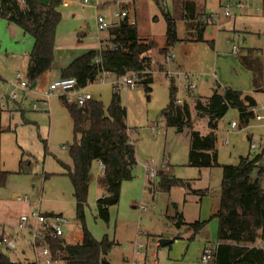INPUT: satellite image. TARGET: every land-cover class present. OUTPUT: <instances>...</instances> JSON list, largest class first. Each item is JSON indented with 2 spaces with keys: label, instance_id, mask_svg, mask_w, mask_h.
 <instances>
[{
  "label": "rangeland",
  "instance_id": "374dc122",
  "mask_svg": "<svg viewBox=\"0 0 264 264\" xmlns=\"http://www.w3.org/2000/svg\"><path fill=\"white\" fill-rule=\"evenodd\" d=\"M106 1L111 2V7L106 11L109 12V17L116 7L112 5L113 0ZM228 1L232 2V16L248 14L264 18L262 0H244L245 6H238V0H223L224 3ZM220 3V0L137 2L134 10L140 38L157 42V48L149 52L153 69H165L168 58L167 54L160 52V48L165 45L167 32L163 9L175 18L179 38L189 36L194 31L196 33V28H188L189 21L191 23L194 20V24L199 20L205 21L207 15L203 13L207 12L212 14L211 21L214 22L207 25L205 37L207 40H214L221 53L235 56L232 54L233 45L239 50L247 45L264 47V34L228 33L220 29L219 18H222V22L226 18L221 13L224 6L220 7ZM185 5L195 19L183 18L187 10L184 9ZM75 12V8L62 10V20L56 32L53 68L38 79L34 88L29 85L23 90L16 86L17 74L23 80L26 79L25 51L32 49L33 38L22 35L19 42L8 45L7 50L5 39L1 44L0 74L3 79L0 78V177L5 182L0 184V236H11L16 248L9 250L0 245V251L5 252L12 260L36 259L31 233L16 228L19 218L31 215L34 210H40L51 218H65L67 222L61 224L62 238L67 243H78L83 237L76 215L74 187L66 166L72 165L69 149L75 141L73 121L61 93L54 92L46 105L41 103L50 84L60 78L61 70L85 51L96 48L100 39L109 35L108 31H97L92 27L83 30L85 35L79 36L80 30L70 22ZM91 17V13H85L87 20ZM237 25L247 29L246 20ZM259 25L261 23L258 22L257 26ZM0 32L4 35L1 28ZM229 37L232 42L228 40ZM214 48L207 42L183 40H179L173 47L174 55L179 52L181 56H190L193 61L198 57L206 61L202 65L196 64L199 79L193 96L208 97L220 84L214 57L211 53L207 57V53L213 52ZM173 64L174 61L170 62L167 69L176 71ZM154 77V81L150 83V92L141 83L133 89L125 88L116 83L118 78L114 74L87 86L93 99L103 101L107 109L114 85H117L121 102L126 108L125 123L130 129L131 138L136 141L138 163L134 168L133 178L122 182L119 202L109 207V220H104L96 208V201L102 194V185L97 181L102 169L97 161L93 162L84 207L85 223L97 240H102L107 235L109 240L115 242L107 255L111 264H203L201 256L205 243L217 241L218 220L213 214L220 203L223 167H196L189 164L191 129L178 131L165 124L161 112L169 102V79L161 72L154 73ZM176 81L179 85L178 94L186 99L184 78L176 77ZM13 92L19 95L16 101L5 96ZM2 96L5 97L3 100ZM73 102L72 99L70 103ZM34 104L38 105V110L34 109ZM192 114L194 129L202 134L208 133L207 119L198 117L193 106ZM232 118H237L242 125L235 109L229 110L218 123L216 136L219 164H237L241 156L253 155L263 150L264 127L247 128L242 125L240 130L233 131L230 126ZM252 123L260 122L252 120L250 124ZM251 133L256 143L259 146L262 144L261 148H251L248 137ZM224 140L228 141V145L222 144ZM21 160L27 161V164L31 162L25 172H20ZM262 160L264 163V152ZM146 164H151L158 173L162 171L171 178L181 179L184 184L174 185L170 190L162 189L158 175L147 180L144 168ZM4 173L7 174L4 176ZM147 182L150 183L148 187ZM142 204L147 205L146 210L141 209ZM179 216H182L183 222L180 226L176 224ZM196 221H207L198 233L191 227ZM161 238L173 241L160 245L158 242ZM58 264L63 262L59 261Z\"/></svg>",
  "mask_w": 264,
  "mask_h": 264
},
{
  "label": "trees",
  "instance_id": "16d2710c",
  "mask_svg": "<svg viewBox=\"0 0 264 264\" xmlns=\"http://www.w3.org/2000/svg\"><path fill=\"white\" fill-rule=\"evenodd\" d=\"M24 3L22 6L20 0H1L0 18L16 24L34 39L26 70L28 83L32 84L53 68L56 31L62 20L59 10L62 0H50L48 3L24 0ZM262 7L264 14V0ZM185 8L187 10L183 18L195 19L187 6ZM162 11L167 21V32L165 45L160 48V52L169 55L180 39L175 18L169 11ZM203 14L207 15L205 21L199 20L196 24L194 20L191 23L189 21L188 28H196V33L191 32L185 40H204V31L212 20V14ZM108 32L109 37L102 40L100 48L89 50L74 59L61 70V77H73L77 80V87L85 88L104 71L120 78L132 70H144L150 66L152 60L149 52L157 48V42L141 39L137 24L132 26L123 20ZM209 43L213 44L212 41ZM115 45H118L117 49ZM246 50L244 54L238 55V59L251 71L254 90L264 91V50ZM152 82L153 77L149 75L140 83L150 92ZM193 95L190 93L189 100L179 103L176 78H170L169 102L161 116L168 127L178 131L191 129L190 165L223 167L220 207L214 214L218 219L220 242L213 264H264V187L261 185L264 167L258 164L264 150L241 156L237 164L221 165L218 162L216 136L219 120L231 109L237 110L241 124L247 125L254 118L251 108L256 105V100L239 90L231 87L220 89V86L215 87L208 97ZM61 98L74 125L75 141L69 149L72 165L66 166L74 187L76 215L83 237L78 243H67L62 237H53L52 230L45 228L37 245L47 246L53 259L64 264H111L107 255L115 242L109 240L107 235L97 240L85 223L84 207L89 193L91 167L94 161L102 162L105 166L102 181L107 187V194L97 199L96 208L101 218L109 220V207L119 202L122 182L134 176V168L138 163L136 141L131 142L129 128L125 123L126 108L121 102L117 85H114L107 109L101 100L92 99L85 107H81L75 102L70 103L64 95ZM192 106L198 117L207 118L208 133L202 134L194 129ZM27 163L20 161V172L27 170L31 162ZM158 176L162 189L170 190L174 185L184 184L181 179L171 178L162 171H159ZM4 182L5 179L0 177V184ZM178 218L176 224L180 226L183 223L182 216ZM205 224L206 221H196L191 227L198 233ZM257 241L261 246L255 245ZM0 264L37 262L12 260L5 252H0Z\"/></svg>",
  "mask_w": 264,
  "mask_h": 264
},
{
  "label": "built area",
  "instance_id": "2783aa9c",
  "mask_svg": "<svg viewBox=\"0 0 264 264\" xmlns=\"http://www.w3.org/2000/svg\"><path fill=\"white\" fill-rule=\"evenodd\" d=\"M142 0H113V4L116 7L111 15L108 17L105 14H102L98 12L100 8V3L98 0L96 2H92L91 0H80V9L85 10L88 7L93 8L95 11V26L98 31H109L111 28L117 26L121 21L125 20L129 25H136L137 19L134 13V5ZM220 7L224 6V9L221 11L224 16H230V8L232 6V2L228 1L226 3L223 2V0H220ZM238 6H245L246 2L244 0H238L237 2ZM221 14L219 13L218 16ZM83 27V26H82ZM81 27V28H82ZM115 49L118 48V45H115ZM238 47L236 45L233 46V52H237ZM173 58V54H169L167 58V62L171 61ZM154 64H152V61L150 63V66H148L144 70H132L125 75L121 76L117 80V84H121L125 88H135L137 87L142 79L146 76H152L156 72H161L164 74L168 79L170 78H176L182 76L185 80V85L186 88L189 91L194 92L195 89H197V79L198 76L196 74H193L191 72H184V71H170L168 69H153ZM112 73L109 71H104L101 75H99L95 81L100 80L103 81L104 77L111 75ZM17 80L16 86L25 90L28 86V80L25 79L23 80L20 77V74H17ZM54 92H59L62 95L66 96L68 101H73L81 107H85L90 100L93 99L92 95L90 92L87 91V87L85 88H79L77 87V80L73 77L70 78H58L54 80L50 86L48 92H46L43 96L44 99H42L41 103L43 105H46L48 103L49 97L51 96L52 93ZM8 99L16 101L19 97L18 93L13 92L10 95H5ZM5 97L2 96L1 99L3 100ZM177 101L179 103L184 102L182 97H177ZM5 107V105H3ZM34 109L38 110V105L34 104ZM252 112L254 113V117L257 120H262L264 119V114H260L258 112V108L256 106H253L251 108ZM230 126L233 130H238L239 129V121L237 118H232L230 122ZM131 142L133 143L134 140L131 138ZM227 141L224 142L226 144ZM258 144L255 142L251 143V148L256 149L258 148ZM100 163V167L102 169V172L105 170V166L102 162ZM144 168L147 173V177L150 181L152 177H155L158 175L157 169L154 168L151 164H146L144 165ZM146 186H150V183H146ZM141 209L146 210L147 205L142 204ZM67 220L65 218H51L48 215H45L42 213L40 210H34L31 212V215H22L18 223L16 224V228L19 230H27L29 233H31L33 237V246L36 251V259L34 261L37 262V264H58L59 260L53 259L52 254L50 249L47 246L39 247L37 245V242L42 239V231L45 228H50L52 230L51 234L53 237H62L63 235V228H62V223H66ZM0 245L4 246L6 249H15L16 245L14 240L12 239L11 236H7L5 234H2L0 236ZM139 248L141 245L139 244ZM1 252V251H0ZM216 253H217V247L216 246H211L208 245L204 248V251L201 256V262L203 264L207 263H214L215 258H216Z\"/></svg>",
  "mask_w": 264,
  "mask_h": 264
},
{
  "label": "crops",
  "instance_id": "0c3cea01",
  "mask_svg": "<svg viewBox=\"0 0 264 264\" xmlns=\"http://www.w3.org/2000/svg\"><path fill=\"white\" fill-rule=\"evenodd\" d=\"M38 1H40L42 3H48L50 0H38ZM79 1L80 0H62V3L60 5V7H59V10L62 13V10L65 9V8H67V9L75 8L76 12L73 13L72 17L70 18V22L75 24L77 26V28L80 30L78 35L79 36H83L85 34H83L82 31L85 30L86 28H92V27L96 28V26H95V11H94L93 8H90V7H88L85 10H81ZM98 2L100 3V8H99L98 12H100L102 14H105V15H109L108 14L109 12L106 13V11H107V8L111 7V5H110L111 2L106 1V0L105 1L98 0ZM262 2H263V0H262ZM20 3H21L22 6L25 5L24 0H20ZM0 5H1V0H0ZM112 5H114V4L112 3ZM86 12L89 13V14L91 13V16H92L91 19L87 20L85 18V13ZM134 13H135V16H136V11L135 10H134ZM263 17H264V14H263ZM136 19H137V17H136ZM244 20L247 21V29H246V27L245 28L244 27L240 28L237 25L239 22H241L243 24ZM211 22H214V21H211ZM218 22H219L218 25H219L220 29L222 28V29L228 31V33L233 32V33H237L238 34V33L247 32V34H258V35L264 34V18L261 19V17L256 16V15H248L247 14V16H244L243 14H241L238 17L230 15V16H226L224 22H222V18H219ZM258 22L261 23V25L257 26ZM0 28H1V31L4 30V35H2V33L0 32V53L2 51V45L1 44H2V41H4V39L6 41L5 50H7L8 49V45L13 44V42H19V39L22 37V35H27V34H25L23 32V30L19 26H17L14 23L9 22L8 20H6L4 18H0ZM96 30H97V28H96ZM205 32H206V29L204 31V35H203L204 36V40L203 41L185 40V38H187L189 36H186L184 38H179V39H180V41L183 40V41H187V42H199V43L207 42L212 48L215 47L213 52H208V53L206 52V53H207V57L208 58L210 57V53L214 57L213 58L214 65H215V68L218 69V73H217V77L219 78L218 82H220V84H221L220 85L218 83V86H220V89L225 88V87H231L233 89L241 91L244 95L247 94V95H250V96L254 97V99L256 100V105L255 106L258 108V112L260 114H264V91L256 92L254 90L251 71L249 69H247L243 64H241V62L238 59V55L239 54H244L247 51L246 49H248V48H253V49H256L258 52H260V50L261 51L264 50V47H252L250 45H247V46H244L243 48H240V50L238 48L237 52L234 53L233 52V46L234 45H233L232 46V54H234L235 56L230 55V54L226 55L225 53L224 54L221 53V51H219L216 48L217 44H215L214 40H207L206 39ZM108 37H109V35H108ZM108 37H106L104 39L103 38L100 39L99 45L96 48H94V49L100 48L102 40H106ZM230 39L231 38L229 37L228 40L232 42V40H230ZM209 41H212L213 44L211 45L209 43ZM55 43H57V37H56V42ZM89 50H92V49H89ZM89 50H87V51H89ZM30 51L31 50L25 51L26 55H27L26 56L27 57V65H28V54H29ZM87 51H85V52H87ZM172 54H173V49H172ZM186 54H188V52ZM189 57L190 56H188V55H185V57L181 56V54L179 52H177L176 55L173 54V58L171 59V61L166 62L164 68L167 69V65L170 62L174 61L173 67L176 66L177 70L184 71V72H191V73L196 74L198 76V73H196V72H198V71H196V69H197L196 68V66H197L196 64L200 63L202 65L203 61L204 62H206V61L203 60V58H201V57H198L197 59H195V61H193V60L190 59L191 57L190 58ZM195 57H192V58H195ZM26 70H27V66H26ZM47 72H49V71H47ZM215 75H216V73H215ZM60 77H61V75H60ZM0 78L3 79L1 74H0ZM154 79H155V77L153 75V81H154ZM198 79H199V76H198ZM37 83H38V80L36 82V85H37ZM197 84H198V82H197ZM29 85H30L31 88H34V87H32V84L29 83ZM177 86H178V91H179V85L177 84ZM185 87H186V85H185ZM185 89H186L187 98L185 99L182 96H180L179 94H178V96L182 97V99L184 101H187V100H189L190 93L194 94L195 92L189 91L187 88H185ZM252 120H255V121L260 122V123H252V124H250V122ZM252 120L247 125H245V126H247V128L264 127V119L257 120L254 117ZM241 126L242 125L239 124V129L238 130H240L242 128ZM129 132H130V129H129ZM130 137H131V134H130ZM248 137L250 138V142L251 143L252 142L256 143V141L252 137V133L248 134ZM260 139L262 140L263 138H260ZM225 141H227V140L222 141V144L224 146L228 145V141H227L226 144H224ZM251 143H250V146H251ZM257 144L259 145V143H257ZM217 146H218V141H217ZM261 147H262V144L260 143V146H258V148H261ZM262 149L264 150V146H263ZM262 159H263V157H262ZM262 159L259 161L258 164L260 166L264 167V163H263ZM97 162L99 163V161H97ZM221 165H224V164L221 163ZM102 175L103 174L101 172L100 175L98 176V180H97L100 183V185H102V187H101L102 194H101L100 197L105 196L107 194V187H106L105 183L102 181ZM222 177H223V175H222ZM261 185L264 187V175L262 176V179H261ZM221 192H222V189H221ZM220 201H221V195H220ZM219 207H220V203H219ZM219 207H218V209H219ZM214 214H213V217H214ZM45 215H47V214H45ZM206 223H207V221H206ZM219 242L220 241L218 239V229H217V241H216V243H210L209 241H207V243H205V247L208 246V245L217 247ZM158 244H159V242H158ZM255 245L256 246H261L258 241H257V243H255ZM63 264H64V262H63Z\"/></svg>",
  "mask_w": 264,
  "mask_h": 264
},
{
  "label": "water",
  "instance_id": "95a60500",
  "mask_svg": "<svg viewBox=\"0 0 264 264\" xmlns=\"http://www.w3.org/2000/svg\"><path fill=\"white\" fill-rule=\"evenodd\" d=\"M35 85H36V82H33V83H32V87H35ZM172 241H173V239L161 238V239L159 240V244H160V245H165V244H169V243H171Z\"/></svg>",
  "mask_w": 264,
  "mask_h": 264
}]
</instances>
